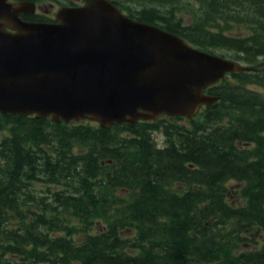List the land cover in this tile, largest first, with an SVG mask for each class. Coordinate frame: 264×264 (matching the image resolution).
<instances>
[{"label":"trees","instance_id":"1","mask_svg":"<svg viewBox=\"0 0 264 264\" xmlns=\"http://www.w3.org/2000/svg\"><path fill=\"white\" fill-rule=\"evenodd\" d=\"M110 1L207 51L264 65V0H198L189 25L164 11L180 0ZM218 21L251 33L227 35ZM205 92L217 100L192 119L134 125L0 112V264H264V240L240 247L264 236V66Z\"/></svg>","mask_w":264,"mask_h":264},{"label":"water","instance_id":"2","mask_svg":"<svg viewBox=\"0 0 264 264\" xmlns=\"http://www.w3.org/2000/svg\"><path fill=\"white\" fill-rule=\"evenodd\" d=\"M27 6L34 2L0 0V112L101 127L162 114L190 119L217 100L206 87L253 69L110 0L61 6L48 22L21 20Z\"/></svg>","mask_w":264,"mask_h":264},{"label":"rangeland","instance_id":"3","mask_svg":"<svg viewBox=\"0 0 264 264\" xmlns=\"http://www.w3.org/2000/svg\"><path fill=\"white\" fill-rule=\"evenodd\" d=\"M39 1H40L41 6L46 7L49 11H54V9L57 8V5L54 3L55 0H39ZM63 1H66V0H63ZM67 1H73V0H67ZM75 1H79V0H75ZM51 3H52V5H51ZM125 4H126V7H129L131 9L132 8L133 9H135V8L141 9L142 7H144V4L142 5V4H139L136 2L132 3V1L125 2ZM200 6H201V4L198 0H180L177 3H175L174 7H173V5L165 7L164 11H170L171 10V14L174 17V20H180L182 25H189L191 23L194 24L196 21L198 22V15L200 12ZM158 9H159V7H158ZM123 12L127 13V10L124 9ZM164 14L167 15V13H164ZM221 22H222V26H228L226 29L223 28V32L227 35H231V36L237 35L235 33H238L240 30H241V35H249L251 33L250 28L247 27L246 24H241L242 27H240L239 23H236L234 21L232 23H230L229 25H227L224 21H218L219 24ZM196 25H198V23H196ZM210 29L212 31H218L219 30L217 27H215V28L210 27ZM189 43L196 46V44H194L192 42H189ZM214 51L216 53H224L226 55H229V56H231V58L235 55V52L227 51V50L222 49V48H214ZM262 60H264V57L260 55L258 57V61H262ZM249 87L254 88V89L255 88L260 89L259 87L255 86V85H249ZM177 123L185 124V125L189 124L186 122L185 119L178 120ZM2 127H6V125L2 124ZM3 129L4 128H2V129L0 128V139L2 137V134L4 133ZM5 130H6V128H5ZM164 138H165V136L159 131H155L153 134V140L156 142V144L158 146H163L165 144ZM39 187H40V189L41 188L46 189L44 184H40ZM95 223H96V225L93 226L94 232L97 231V229L102 224V222L101 221H99V222L95 221ZM127 233H129L128 236L132 235L131 232H127ZM248 237L257 239L259 242L256 244L248 243V242H242L240 244L241 248L242 247L251 248L253 246H260V245H262L263 240H264V236L261 235L260 233L250 234V235H248Z\"/></svg>","mask_w":264,"mask_h":264},{"label":"flooded vegetation","instance_id":"4","mask_svg":"<svg viewBox=\"0 0 264 264\" xmlns=\"http://www.w3.org/2000/svg\"><path fill=\"white\" fill-rule=\"evenodd\" d=\"M9 2H12L14 4H17V2L22 1V0H7ZM33 1L35 4L34 8L30 7H25V11H21L18 16L21 20L27 21V22H46V21H51L54 20L55 18V12L57 9L63 5L65 6H76L80 5L84 2V0H79V1H63V0H55L54 3L57 5V8L54 9V11H49L46 7L41 6L39 0H29ZM52 5V3H51ZM6 23V29L8 31H13V29L10 27L11 23L4 21ZM264 65L258 66V70L261 69Z\"/></svg>","mask_w":264,"mask_h":264},{"label":"bare ground","instance_id":"5","mask_svg":"<svg viewBox=\"0 0 264 264\" xmlns=\"http://www.w3.org/2000/svg\"><path fill=\"white\" fill-rule=\"evenodd\" d=\"M249 66H250V65H249ZM250 67H252V66H250ZM252 68H253L252 70H258L257 67H252Z\"/></svg>","mask_w":264,"mask_h":264}]
</instances>
